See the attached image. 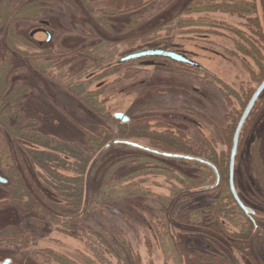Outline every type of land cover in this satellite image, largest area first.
<instances>
[{"label":"rangeland","instance_id":"obj_1","mask_svg":"<svg viewBox=\"0 0 264 264\" xmlns=\"http://www.w3.org/2000/svg\"><path fill=\"white\" fill-rule=\"evenodd\" d=\"M83 3L0 0V105L10 93L28 135L65 147L69 154L55 153L50 164L59 167L58 184H73L83 171L76 217L60 216L74 211V199L62 202L38 160L22 171L13 141L0 130V264H125V247L132 264H264V123L245 127L235 163V191L255 211L253 225L227 186L228 120L255 88L258 65L264 68V0ZM27 7L30 17L18 15ZM165 47L208 75L165 59L118 64ZM91 139L102 145L86 164L70 158L76 153L69 148L92 152ZM154 153L204 161L218 182L206 165ZM9 176L33 206L7 204L17 193ZM185 214L195 226L182 223Z\"/></svg>","mask_w":264,"mask_h":264},{"label":"trees","instance_id":"obj_2","mask_svg":"<svg viewBox=\"0 0 264 264\" xmlns=\"http://www.w3.org/2000/svg\"><path fill=\"white\" fill-rule=\"evenodd\" d=\"M82 2H84L83 4H86L85 0H82ZM31 11H32V8L27 7V8L20 10L17 13H18V15H23L24 17H27V16L30 17L31 15L29 13ZM16 14L13 16V18H15ZM13 18L11 20H13ZM6 96H7L6 101L5 102L3 101L0 105V130L3 129V132L6 134V136H5L6 139H7V137H9V139H11L13 141V144H12L13 148L17 149V150L15 149V150L17 151L16 153L19 155L18 160H20V162H21L20 168L22 169V171H24V169H23L24 165H27L30 162H32V163L37 162L35 160H38V162H37L38 166L37 167L41 168V170H43V172L51 178L52 183H54V187H52L54 192L57 191V193L60 194V197L63 198V200L67 199L66 201H62V202L65 203L66 205L70 206L72 204L71 203L72 199H74L73 200L74 211L71 213L72 209L69 207L70 208L69 211H60V216L61 215H69V216L76 217V212L78 210L75 209L76 203H74V202H76L75 200L79 199V195H77L80 192V190H79L80 187L78 185V182H79V184L81 183L80 180H81L83 171H80V173H78L79 174L78 179L75 182L73 181L74 182L73 184H70L73 188L69 184H68V186H65L66 184H64V183L58 184V181H60L59 179L61 178L60 177L61 174L58 176V174H59L58 168L59 167L58 168L57 167H51L50 164L57 162L55 153L58 155H63L66 153L69 154V153L64 150L65 147L63 148V147H60L58 145H55L58 142H55V140H53V139H49L47 137L44 138V137H41L38 135L36 136V133L33 135H28L27 134L28 127L26 126L25 123H23L22 115H19L16 112L17 110L14 111L10 107L11 106V104H10L11 102L9 103V101H11V98H9L10 93L9 94L7 93ZM15 105L16 104H14V106ZM89 107H90V109L94 110V112H96V113L98 112L97 110H98L99 106L97 105V103H92ZM12 123H13V125H12ZM32 127H35V126H32ZM101 135H104V134H101ZM107 139L108 138L106 137L105 140L103 141V144L105 143V141ZM91 140H92V142H91ZM91 140H90V142L92 143L91 144L92 146L90 144H89V146L91 147V149H93L92 152L88 153V151H85L86 154L84 156L83 153L81 152V149H78L75 147L69 148L71 151H74L76 153V155H74V156H72L73 154L70 153L71 154L70 158L73 160H76L78 162V164H86L88 159H90V157L92 156V153L94 151H96L99 147H101V145H102L101 142L95 141L94 139H91ZM94 142H97V143L95 144ZM25 143L26 144L28 143L27 145L34 148V150H36V151L26 150L25 146H23ZM37 150H39V151H37ZM77 153H79V154H77ZM6 156H7V159L9 160L10 157L8 155H6ZM79 161H81L82 163H79ZM11 165L12 164H10V166ZM10 174L13 177L14 170L10 171ZM57 178H59V179H57ZM10 179H11V181L16 180V179L11 178V177H10ZM56 179H57V181H56ZM55 184H57V186H55ZM15 185L17 186V189H15L14 192H17V193L16 194L14 193V195L13 194L11 195L10 200L7 201L8 202L7 204L10 206H14L18 209H22V208L26 209V208H28L29 204L33 206L31 199L28 200V195L20 194V192H22L23 188H22L19 180L15 181ZM12 190L13 189H11L10 192H12ZM19 190H20V192H19ZM72 193H73V195H70ZM24 198H27V200L23 202ZM28 202H30V203H28ZM38 211H40L41 216L51 219V216H49V214H47L45 211L41 210L40 208H38ZM195 213H196L195 216L198 218H204V217L207 218V219H205L206 221H213V219L216 218L215 215H211V216L203 215L200 213V211H196ZM181 218L182 219H180V220L183 221L182 223L185 225L195 226V224H196L191 220V217L188 214L182 215ZM179 223H181V222H179ZM119 243H122V241ZM127 251L128 250H126V247H125L123 249V253H122V255L125 256V260H124L125 264H132V261H136V259H135L134 255L131 254V252H127Z\"/></svg>","mask_w":264,"mask_h":264},{"label":"water","instance_id":"obj_3","mask_svg":"<svg viewBox=\"0 0 264 264\" xmlns=\"http://www.w3.org/2000/svg\"><path fill=\"white\" fill-rule=\"evenodd\" d=\"M48 40H49V36L47 35L46 42H48ZM145 59H165V60H168V61L173 62V63L178 64V65L188 66L191 68L197 67V65L195 63H193L192 61H190L188 58H186L185 55L174 53L171 50H169L168 47L167 48L165 47V48L148 49V50L140 51V52H137V53H134L131 55H127V56L119 59L118 64L130 62V61H140V60H145ZM152 65L153 64L151 62L141 61L138 63V66H152ZM263 88H264V81L258 86V88L255 90L254 94L252 95V97L248 101V103H247L238 123H237L236 129H235V132H234V135L232 138L231 148H230L229 157H228V190H229L231 198L233 199V201L235 202L237 207L243 212V214L245 216H248V217L253 215V212L251 210H249L248 208L244 207L242 205V203L240 202V200H239V198L235 192L234 186H233L232 175H233L234 159L236 156L238 136H239L240 130H241L243 123H244L248 113L250 112L254 102L256 101L257 97L259 96V94L261 93ZM113 119L116 121H119L123 125L128 123V119L123 114H114ZM115 144L130 146V147H133V148L139 149V150H145L148 153L151 152V151L143 149L139 146L133 145L129 142L114 141V142L110 143V145H115ZM151 153H153V152H151ZM154 154L161 156V157H164V158L193 161V162H197V163L206 165L207 167H209L214 172L216 182H218V174H217L216 169L212 165H210L204 161H201L199 159L192 158V157L179 156V155H168V154H159V153H154ZM4 183H5V181L0 178V184H4ZM4 264H7V263H4Z\"/></svg>","mask_w":264,"mask_h":264},{"label":"flooded vegetation","instance_id":"obj_4","mask_svg":"<svg viewBox=\"0 0 264 264\" xmlns=\"http://www.w3.org/2000/svg\"><path fill=\"white\" fill-rule=\"evenodd\" d=\"M250 45H252V44H250ZM153 65H155V64H153ZM186 67H188V66H186ZM258 67H259L258 74H256L255 75V79H253V81H254L253 83H256L255 88H249L248 92L247 91L245 92V94H244L245 103L243 104V106H241L242 107L241 110L240 111H234L232 113V116L231 117L229 116L230 118H229L228 121L230 123H229V125L227 127L229 129H231V130L233 129L231 131V143H232V138H233L237 123H238V121H239V119H240V117H241V115H242V113H243L248 101L250 100V98L254 94L255 90L258 88V86L264 81V68H261L259 65H258ZM194 68L197 69L198 71L202 72L203 74L208 75V72L206 71V69L201 68L199 65H197V67H194ZM216 81L218 82V80H216ZM258 104H260V105H258ZM256 123L259 124V125L264 123V88L261 91V93L259 94V96L257 97L256 101L254 102L250 112L248 113V115H247V117H246V119H245V121L243 123V126H242V128L240 130L239 136H238L237 150H236V156H235V159H234V169H233V175H232L233 186L235 185V182H234L235 181V179H234V177H235V163H236V158H237V155H238L239 147L241 146V141L240 140H241V138L244 139L245 137H247V133L244 132L243 130H245V127H246V129L248 128V130L250 131L252 129L251 128L252 125H254ZM242 132H243V136L241 137ZM227 186H228V167H227ZM234 189H235V187H234ZM238 198H239L240 202L242 203V205L244 207H246V208L249 207L244 202V200H241L240 197H238ZM233 203L235 204L234 201H233ZM253 204L255 205V202H253ZM255 206H257V203H256ZM249 210H251V209H249ZM251 211L253 212V215H251L250 217L243 215V217L245 218V220H247V221L249 220L248 222L253 225V218L252 217H254V212L255 211H253V210H251ZM253 227H255V226H253ZM231 242L241 243L240 241H233L232 239L231 240L229 239V243H231ZM235 247H236L237 250H239L236 245H235Z\"/></svg>","mask_w":264,"mask_h":264}]
</instances>
